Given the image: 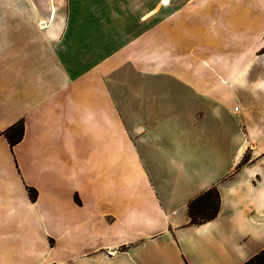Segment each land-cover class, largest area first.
I'll return each mask as SVG.
<instances>
[{
    "label": "crops",
    "instance_id": "0c3cea01",
    "mask_svg": "<svg viewBox=\"0 0 264 264\" xmlns=\"http://www.w3.org/2000/svg\"><path fill=\"white\" fill-rule=\"evenodd\" d=\"M263 48L264 0H0V133L24 125L0 134V264L263 250ZM212 187L217 217L192 226Z\"/></svg>",
    "mask_w": 264,
    "mask_h": 264
},
{
    "label": "trees",
    "instance_id": "16d2710c",
    "mask_svg": "<svg viewBox=\"0 0 264 264\" xmlns=\"http://www.w3.org/2000/svg\"><path fill=\"white\" fill-rule=\"evenodd\" d=\"M261 52H264V48ZM23 129V123L18 121L0 134L3 135L10 145V148H12L22 141ZM28 193L32 200L37 199V192L35 189L29 188ZM219 204L220 196L215 187L202 192L187 204V210L190 217L188 223L192 224V226H196L214 220L219 212ZM242 264H264V249Z\"/></svg>",
    "mask_w": 264,
    "mask_h": 264
},
{
    "label": "rangeland",
    "instance_id": "374dc122",
    "mask_svg": "<svg viewBox=\"0 0 264 264\" xmlns=\"http://www.w3.org/2000/svg\"><path fill=\"white\" fill-rule=\"evenodd\" d=\"M47 1L49 2V7L50 9L53 11V13H57L59 15H61L62 13V8H64V1L65 0H39V3H45V5L47 4ZM38 12L44 13L45 9L41 7L38 8Z\"/></svg>",
    "mask_w": 264,
    "mask_h": 264
}]
</instances>
